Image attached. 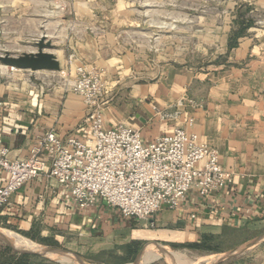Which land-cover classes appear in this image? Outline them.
Instances as JSON below:
<instances>
[{"label": "crops", "instance_id": "crops-1", "mask_svg": "<svg viewBox=\"0 0 264 264\" xmlns=\"http://www.w3.org/2000/svg\"><path fill=\"white\" fill-rule=\"evenodd\" d=\"M237 2L250 6L259 19L254 18L231 49L230 28L223 30L214 65L198 64L197 46H185L167 56L152 54L140 45L147 40L138 28L141 22L134 18V3L73 0L50 4L70 11L75 19L56 22L71 27L69 33L58 31L57 38L66 41L72 54L97 71L104 83V94L110 99L104 113L106 128H139L148 142L176 127L184 128L218 151L221 165L232 173V182L207 198L194 193L190 205L180 211L163 209L151 219L137 220L122 217L102 200L80 209L66 186L41 176L23 185L0 207V232L15 231L39 246L77 257L115 260L110 264L134 262L138 257H143V264L161 242L212 250L208 242L217 240L226 243L223 252L237 246L238 250L255 248L264 234V0ZM12 4L13 22L20 25L14 32L18 36L25 32L36 40L37 23L31 21L24 31L21 24L28 9H37L38 4L23 0ZM156 6L161 8V3ZM101 9L106 16L98 12ZM57 58V72L0 68V145L8 149L11 160L27 157L36 139L49 131L60 139L84 133L85 106L65 84L69 72L68 80H73L74 65L69 71L66 61L64 65ZM5 179L0 171V184ZM231 235L242 238L230 245ZM245 264H264V257Z\"/></svg>", "mask_w": 264, "mask_h": 264}, {"label": "built area", "instance_id": "built-area-1", "mask_svg": "<svg viewBox=\"0 0 264 264\" xmlns=\"http://www.w3.org/2000/svg\"><path fill=\"white\" fill-rule=\"evenodd\" d=\"M66 64L69 71L74 65V76L65 84L85 106L84 133L60 139L49 131L23 159H9L8 149L0 145V171L6 174L0 207L27 182L44 176L66 186L80 209L102 200L124 218L148 220L163 209L186 208L194 193L207 198L231 184L232 173L221 165L218 151L193 132L176 127L148 142L139 128H106L110 99L97 71L75 54Z\"/></svg>", "mask_w": 264, "mask_h": 264}, {"label": "rangeland", "instance_id": "rangeland-1", "mask_svg": "<svg viewBox=\"0 0 264 264\" xmlns=\"http://www.w3.org/2000/svg\"><path fill=\"white\" fill-rule=\"evenodd\" d=\"M26 2H35L38 4L37 9H28L26 13V21L22 22L21 28H29L31 21L37 23L35 32L36 40L42 35H45L47 39H50L55 45L54 53L65 65L68 56L72 54V50L69 48V44L66 41H60L61 38L57 36L58 31L63 29V34L69 33L71 28L68 24L56 25V22L60 20H75L70 11L62 9L60 7L50 6V4L69 2L73 0H23ZM126 2L134 3V18L138 19L141 24L138 27L141 33H144L147 41H142L139 44L144 45L151 49L152 54H161L170 56L181 50L185 46L194 48L197 46L198 57L196 61L202 65H214L215 59L213 56L221 49V40L219 37L224 32L223 30L229 29V38L234 37V32L239 28V19L242 17L245 24L248 21H252V24L245 30L244 34L237 37V40L244 36L247 30L253 25L254 18L259 19V14L253 11L247 4L241 5L237 0H125ZM247 1V0H246ZM107 2V0H105ZM13 0H0V55L5 51H9L10 54L16 55L20 52L35 51L34 45L35 39L29 34L18 36L14 31L19 29L20 25L13 22ZM45 3L48 5L46 6ZM157 3H161V8H158ZM101 16H106L104 10L98 11ZM237 22V23H236ZM53 23V26H52ZM158 27V29H157ZM65 29V30H64ZM159 30L160 32H158ZM157 31V32H155ZM153 32L155 34H153ZM150 34V42H148V34ZM160 33V35H159ZM55 38V39H54ZM160 38V40H159ZM228 38V41H229ZM32 39V40H31ZM65 52L64 56L62 51ZM206 53L205 57H201L202 53ZM201 53V54H200ZM157 57V56H156ZM153 57V60H156ZM166 60L171 58L164 57ZM208 62V63H207ZM4 66L0 65L3 69ZM64 68V67H63ZM74 68V67H73ZM9 69V68H6ZM69 79V74H67ZM72 92V91H71ZM73 93V92H72ZM9 230V229H6ZM12 231V230H9ZM17 233L15 231H12ZM19 234V233H17ZM14 236L10 232H0V238H4L11 242L8 236ZM25 237L22 234H19ZM28 239L27 237H25ZM242 236H230L229 244L241 240ZM22 239V238H20ZM30 244L31 240H25ZM30 240V241H29ZM39 249H42L41 245L33 242ZM255 248L236 249L233 251L223 252L225 247L224 242L217 240H210L208 245H213L214 249L207 250L205 248H190L183 246V244H177L170 246L166 243L155 244L154 251L160 254V257L149 261V255L145 257L143 264H245L251 261H258L264 257V234L256 242ZM11 244L17 249L23 250L17 245ZM241 246V245H240ZM239 246V247H240ZM168 247L172 251L163 253L162 248ZM59 251L60 249L47 248ZM30 250V249H26ZM25 249L23 251H26ZM62 251V250H61ZM171 252V254H170ZM230 252V253H228ZM165 254V255H164ZM185 255V258L189 263H185V260L181 257ZM22 255L14 251L4 240L0 239V264H12L15 260L19 259ZM29 255V254H28ZM69 257L71 262H61L54 260L51 257H43L39 255H29L22 258V262L25 264H110L115 260L104 257H90L82 258L76 255L69 254L62 251L57 253L54 257ZM142 258V257H141ZM225 258V259H223ZM59 261V262H58ZM140 257L132 261H125L124 264H139ZM191 262V263H190Z\"/></svg>", "mask_w": 264, "mask_h": 264}, {"label": "water", "instance_id": "water-1", "mask_svg": "<svg viewBox=\"0 0 264 264\" xmlns=\"http://www.w3.org/2000/svg\"><path fill=\"white\" fill-rule=\"evenodd\" d=\"M34 45L36 47L35 51L23 52L18 55L4 52V54L0 55V65L32 72L41 70L60 71V62L54 53L55 45L53 42L47 39L45 35H42L35 41ZM0 239L4 240L14 251L20 254L39 255L50 258L52 255L62 252L61 250L57 251L47 248H42L38 251H23L14 247L8 240L4 238ZM79 263L83 264L82 262Z\"/></svg>", "mask_w": 264, "mask_h": 264}, {"label": "bare ground", "instance_id": "bare-ground-1", "mask_svg": "<svg viewBox=\"0 0 264 264\" xmlns=\"http://www.w3.org/2000/svg\"><path fill=\"white\" fill-rule=\"evenodd\" d=\"M11 234H13L14 236H8V238H9V240L13 243V244H15V245H17L18 247H20V248H22L23 250L25 249H30V250H26V251H38V250H40L35 244H33L32 243V241L30 242V244H28V243H26L25 241H23L22 239H25V240H28V239H26V238H24V237H22V236H20V235H17V234H14V233H11ZM20 238H22V239H20ZM30 241V240H29ZM164 250H166V249H164ZM169 252V251H168ZM163 253H167V251H163ZM170 254H171V252H170ZM57 254H54V255H52L51 256V258L52 259H54V260H59V261H61V262H71L72 260L69 258V257H67L66 255H64V256H66V257H54V256H56ZM165 255V254H164ZM158 257H160V254L159 253H156L155 251L149 256V261H152L153 259L155 260L156 258H158ZM184 260H185V263H189V261L187 260V258H185V255L183 254L182 256H181ZM142 259H143V257L141 258V260H140V263L142 264ZM58 261V262H59ZM73 262V261H72ZM191 263V262H190Z\"/></svg>", "mask_w": 264, "mask_h": 264}, {"label": "trees", "instance_id": "trees-1", "mask_svg": "<svg viewBox=\"0 0 264 264\" xmlns=\"http://www.w3.org/2000/svg\"><path fill=\"white\" fill-rule=\"evenodd\" d=\"M237 22L239 23V28L236 32H234V37L229 38V41H228L229 49L237 45V37L244 34L245 30L252 24L251 20L248 21L247 24H245L242 17L239 19V21L237 20ZM193 248H197V245L193 246ZM27 256L29 255L28 254L22 255L19 259L15 260L12 264H25L24 262H22V258L27 257Z\"/></svg>", "mask_w": 264, "mask_h": 264}]
</instances>
